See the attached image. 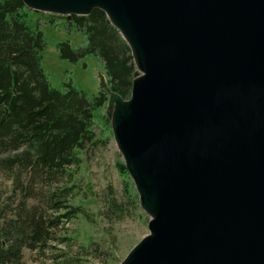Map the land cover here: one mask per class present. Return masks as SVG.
<instances>
[{
	"label": "water",
	"instance_id": "95a60500",
	"mask_svg": "<svg viewBox=\"0 0 264 264\" xmlns=\"http://www.w3.org/2000/svg\"><path fill=\"white\" fill-rule=\"evenodd\" d=\"M101 10L130 50L105 116L148 216L117 264H264V0H21Z\"/></svg>",
	"mask_w": 264,
	"mask_h": 264
},
{
	"label": "trees",
	"instance_id": "16d2710c",
	"mask_svg": "<svg viewBox=\"0 0 264 264\" xmlns=\"http://www.w3.org/2000/svg\"><path fill=\"white\" fill-rule=\"evenodd\" d=\"M26 10L21 0H0V168L13 190L31 191L37 184L45 191L40 193V209L20 200L6 218L3 212L9 206L0 204V264H22V247L45 249L53 240V229L81 213L69 202L73 182L60 189L50 186L62 177L71 182L80 153L100 140L94 120L108 128L107 117L97 114L106 102L104 91L89 97L69 82L60 89L50 85L40 66L42 33L37 23L28 24ZM71 23L84 34L86 46L72 49L66 41L59 42V56L74 61L84 52L92 53L101 63L108 88L127 98L135 69L118 31L97 8L71 15ZM115 167L125 177L128 191L130 179L122 161L117 160ZM23 180L28 187L21 186Z\"/></svg>",
	"mask_w": 264,
	"mask_h": 264
},
{
	"label": "rangeland",
	"instance_id": "374dc122",
	"mask_svg": "<svg viewBox=\"0 0 264 264\" xmlns=\"http://www.w3.org/2000/svg\"><path fill=\"white\" fill-rule=\"evenodd\" d=\"M26 12L28 24L37 23L42 33L44 48L40 66L50 85L60 89L69 82L89 97L96 95L99 76L105 78L99 59L84 52L70 61L59 56L57 47L59 42L66 41L72 49L84 48V34L73 23L68 25L69 20L64 16L32 10ZM97 114L105 115V104ZM93 129L100 140L80 153L81 160L74 169L72 181L62 177L50 186L51 189H60L73 182L74 194L69 202L80 207L81 213L54 228L53 240L48 241L45 249L32 251L22 247V264H117L147 233L148 216L138 206L133 184L127 180L129 192L124 190L126 179L115 167V162L122 161V158L112 139L109 124L106 128L102 121L96 119ZM27 184L28 181L23 180L21 186L28 187ZM44 191V187L37 184L31 191L13 190L9 176L0 168V204L9 206L3 212L6 218L11 216L10 209H14L20 200L27 207L36 205L38 209L42 208L40 193ZM46 213L52 212L47 209ZM62 237L69 238L65 240Z\"/></svg>",
	"mask_w": 264,
	"mask_h": 264
}]
</instances>
